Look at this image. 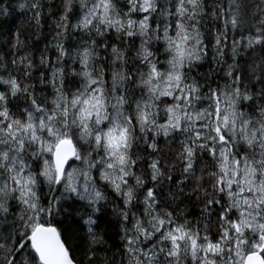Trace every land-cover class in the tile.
Wrapping results in <instances>:
<instances>
[{"label":"snow or ice","instance_id":"snow-or-ice-1","mask_svg":"<svg viewBox=\"0 0 264 264\" xmlns=\"http://www.w3.org/2000/svg\"><path fill=\"white\" fill-rule=\"evenodd\" d=\"M16 7L0 264H264V0Z\"/></svg>","mask_w":264,"mask_h":264},{"label":"trees","instance_id":"trees-1","mask_svg":"<svg viewBox=\"0 0 264 264\" xmlns=\"http://www.w3.org/2000/svg\"><path fill=\"white\" fill-rule=\"evenodd\" d=\"M22 0H0V5H12V9H9L10 14L5 16L0 14V56L4 57L5 60L9 57V50L11 49V45L8 44L9 39L13 38V34L18 30L21 33H28V42L31 43V38L34 33V29L29 25V15L30 14H22L18 7H16ZM50 2H58V0H50ZM258 2V0H257ZM14 9V11H13ZM47 31V29H45ZM43 43H39L37 45V49H43ZM14 51V50H12ZM204 69H201L203 71ZM0 75H4L3 72H0ZM7 78V76H5ZM0 90H3V86H0ZM191 218V217H190ZM63 219V217H61ZM114 219V217H113ZM66 227L68 228V233L72 237L71 243L73 250H76V246L79 243V239L76 233L75 226L72 225V220L69 219L66 223Z\"/></svg>","mask_w":264,"mask_h":264}]
</instances>
